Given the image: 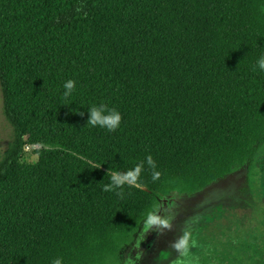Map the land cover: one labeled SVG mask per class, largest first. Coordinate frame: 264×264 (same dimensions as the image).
Wrapping results in <instances>:
<instances>
[{
  "label": "trees",
  "instance_id": "obj_1",
  "mask_svg": "<svg viewBox=\"0 0 264 264\" xmlns=\"http://www.w3.org/2000/svg\"><path fill=\"white\" fill-rule=\"evenodd\" d=\"M261 55L264 0H0V86L13 130L0 156V264H122L163 198L251 164L264 145ZM68 80L75 90L65 98ZM101 104L121 114L115 131L88 125ZM142 161L143 190L103 191L109 169ZM230 256L191 255L264 264Z\"/></svg>",
  "mask_w": 264,
  "mask_h": 264
},
{
  "label": "rangeland",
  "instance_id": "obj_2",
  "mask_svg": "<svg viewBox=\"0 0 264 264\" xmlns=\"http://www.w3.org/2000/svg\"><path fill=\"white\" fill-rule=\"evenodd\" d=\"M12 137V127L3 113L0 86V156ZM34 149L30 147L24 152L32 162L36 160ZM168 205L173 206L171 212L163 210ZM161 206L160 215L174 217L171 230L144 233L142 226L134 242L123 250L122 264L129 257L135 264H170L179 255L170 245L185 229H191L197 242L190 255L204 260V255H222L226 259L230 255H253L250 263H257L259 255L264 263V145L253 162L237 173L194 195L167 196L161 200ZM215 216L217 220L210 223Z\"/></svg>",
  "mask_w": 264,
  "mask_h": 264
},
{
  "label": "clouds",
  "instance_id": "obj_3",
  "mask_svg": "<svg viewBox=\"0 0 264 264\" xmlns=\"http://www.w3.org/2000/svg\"><path fill=\"white\" fill-rule=\"evenodd\" d=\"M257 67L264 71V55H261L257 60ZM63 87L65 89L63 95L65 98H67L75 90V81L68 80L64 83ZM88 112L90 115L88 125L106 128L110 132L115 131L119 127L122 119L121 114L115 108L109 109L105 104H101L99 106L94 105L88 110ZM146 163L152 169L153 182L159 180L161 173L156 171V164L152 156L149 155L146 157ZM144 164L145 162L142 161L133 169H129L126 172H119L109 169L108 176H110V183L104 186L103 191L109 192L116 189H122L124 185L143 190L145 186L140 182V176L144 169ZM96 167L99 168L100 166ZM116 195L123 197V192H116ZM172 207V205H168L163 210L166 212H171ZM160 211L161 208H157L153 211H149L146 214L142 228L144 233H148L153 229H159L160 231H157L158 234L163 230H171L172 220L174 217L170 215H160ZM182 233V236H180L174 243L170 245L173 250L179 253L178 258H176L172 264H198V260L196 258H192L190 255V249L197 247V242L195 239H193L191 229H185ZM135 259H140L139 255H137ZM52 264H62V260L57 258L52 261ZM124 264H135V260L129 257L124 261Z\"/></svg>",
  "mask_w": 264,
  "mask_h": 264
},
{
  "label": "built area",
  "instance_id": "obj_4",
  "mask_svg": "<svg viewBox=\"0 0 264 264\" xmlns=\"http://www.w3.org/2000/svg\"><path fill=\"white\" fill-rule=\"evenodd\" d=\"M29 148H30V146L26 144V145L24 146V152L27 151ZM35 148H36V147H35Z\"/></svg>",
  "mask_w": 264,
  "mask_h": 264
}]
</instances>
